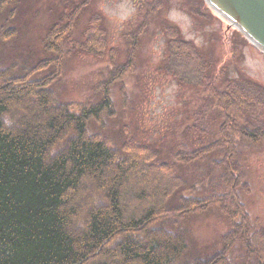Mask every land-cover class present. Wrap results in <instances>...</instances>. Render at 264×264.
<instances>
[{"label":"trees","instance_id":"obj_1","mask_svg":"<svg viewBox=\"0 0 264 264\" xmlns=\"http://www.w3.org/2000/svg\"><path fill=\"white\" fill-rule=\"evenodd\" d=\"M21 1L0 0V46L18 38L11 23ZM94 3L62 5L34 65L0 64V264H264V226L243 202L252 194L245 156L264 147V85L233 75L234 60L220 63L186 40L162 16L164 0L143 1L122 52L109 46ZM184 7L195 18L212 17L204 0ZM153 24L165 41L159 70L203 95L165 154L127 125L116 134L90 131L91 123L104 130L118 119L115 86L127 108L125 79L136 74ZM75 54L110 63L96 101L59 100ZM212 215L226 230L220 249L200 258L187 225Z\"/></svg>","mask_w":264,"mask_h":264},{"label":"rangeland","instance_id":"obj_2","mask_svg":"<svg viewBox=\"0 0 264 264\" xmlns=\"http://www.w3.org/2000/svg\"><path fill=\"white\" fill-rule=\"evenodd\" d=\"M66 1L68 0L21 1L17 16L11 23L18 30V38L11 41L9 46H0L2 67L12 64H17L20 68L29 67L43 58L42 38L48 26L59 17ZM143 1L145 0H95L93 7L104 16L110 47L124 51L126 46L123 35L138 23L143 12ZM186 1L164 0L165 10L162 16L180 29L186 40L212 54L218 62L234 60L229 64L233 75L240 72L264 85V53L246 38L241 39L237 34L238 30L212 11L206 3L204 12L211 13L210 20L191 16L184 7ZM86 20L87 15L80 19L77 30L82 28ZM142 46L136 74L125 79L130 97L127 108L124 109L119 87L115 86L112 100L118 119L108 120L104 130L91 123L90 131L116 134L122 126L127 125L137 140L153 144L165 154L180 141V133L190 125V116L201 105L203 95L195 89L179 85L159 70L165 56V41L156 24L152 25ZM234 51L238 56L236 58ZM109 65L108 60L101 61L85 54L73 55L65 65L59 100L96 101L98 98L94 93L95 88ZM116 126L118 130L114 128ZM245 164L249 169L252 194L245 197L243 202L249 213L264 226V147L247 153ZM187 228L191 250L197 257L210 256L220 249L219 236L224 233L226 226L216 216L192 221Z\"/></svg>","mask_w":264,"mask_h":264},{"label":"water","instance_id":"obj_3","mask_svg":"<svg viewBox=\"0 0 264 264\" xmlns=\"http://www.w3.org/2000/svg\"><path fill=\"white\" fill-rule=\"evenodd\" d=\"M217 15L264 53V0H204Z\"/></svg>","mask_w":264,"mask_h":264}]
</instances>
